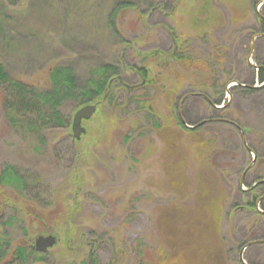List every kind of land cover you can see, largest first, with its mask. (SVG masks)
Wrapping results in <instances>:
<instances>
[{
	"label": "rangeland",
	"instance_id": "374dc122",
	"mask_svg": "<svg viewBox=\"0 0 264 264\" xmlns=\"http://www.w3.org/2000/svg\"><path fill=\"white\" fill-rule=\"evenodd\" d=\"M0 8L13 17V41H0L11 74L44 88L66 65L83 85L110 63L123 77L80 140L77 100L61 106L67 126L34 132L7 119L0 91V171L12 165L26 184H0V264H264V0ZM50 232L57 244L35 251Z\"/></svg>",
	"mask_w": 264,
	"mask_h": 264
},
{
	"label": "trees",
	"instance_id": "16d2710c",
	"mask_svg": "<svg viewBox=\"0 0 264 264\" xmlns=\"http://www.w3.org/2000/svg\"><path fill=\"white\" fill-rule=\"evenodd\" d=\"M123 4L127 5L128 3L124 2ZM116 10L114 9L110 15L112 27H114L115 23H112L111 19L117 13ZM12 19L13 17L10 13L0 8L1 43H4L6 39L9 40L7 44L13 41L9 35V26ZM174 38L178 42L179 38ZM154 53L150 54L156 56ZM180 57L184 56L181 55ZM138 71L146 80L148 79L146 70L139 68ZM261 71L259 77L264 81V75ZM119 77L117 66L107 63L94 68L88 80L82 85L73 67L56 65L49 70L48 85L40 88L11 74L6 69L5 62L0 60V91L3 95V106L7 119L13 126H24L30 131H42L43 128L53 129L67 126L68 122L61 112V106L64 102L77 100L82 106L87 103H103L113 96L114 87L112 86L115 79L122 81L120 80L122 76ZM181 124L183 127L187 126L183 122ZM245 130L249 129L246 128ZM0 184L4 187H13L17 190H24L26 188L23 176L12 165H7L0 171ZM1 227L2 223L0 220V262L10 249L8 247L10 241ZM50 233L53 234V232ZM33 247L37 251L35 246ZM10 252L12 258L16 260L25 262L29 258L26 246L21 244L14 246ZM91 255L93 256L94 253L92 252ZM93 260L95 264H100L99 259L96 257Z\"/></svg>",
	"mask_w": 264,
	"mask_h": 264
},
{
	"label": "water",
	"instance_id": "95a60500",
	"mask_svg": "<svg viewBox=\"0 0 264 264\" xmlns=\"http://www.w3.org/2000/svg\"><path fill=\"white\" fill-rule=\"evenodd\" d=\"M99 103H87L84 106L77 109L73 117L72 132L74 138L80 140L83 135H85L86 126L83 125L85 120H90L97 112V107ZM58 242L57 236L54 234L39 235L35 240V247L38 251L44 252L49 248L54 247Z\"/></svg>",
	"mask_w": 264,
	"mask_h": 264
},
{
	"label": "flooded vegetation",
	"instance_id": "af4514ba",
	"mask_svg": "<svg viewBox=\"0 0 264 264\" xmlns=\"http://www.w3.org/2000/svg\"><path fill=\"white\" fill-rule=\"evenodd\" d=\"M120 77H121V76H120ZM120 77H119V78H120ZM122 79H123V77L120 78V80H122Z\"/></svg>",
	"mask_w": 264,
	"mask_h": 264
}]
</instances>
